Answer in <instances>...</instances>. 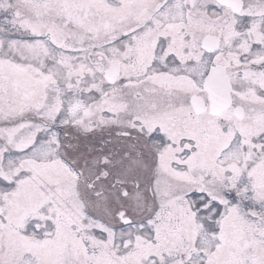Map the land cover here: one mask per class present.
Wrapping results in <instances>:
<instances>
[{
    "label": "snow or ice",
    "instance_id": "snow-or-ice-1",
    "mask_svg": "<svg viewBox=\"0 0 264 264\" xmlns=\"http://www.w3.org/2000/svg\"><path fill=\"white\" fill-rule=\"evenodd\" d=\"M0 264H264V0H0Z\"/></svg>",
    "mask_w": 264,
    "mask_h": 264
}]
</instances>
